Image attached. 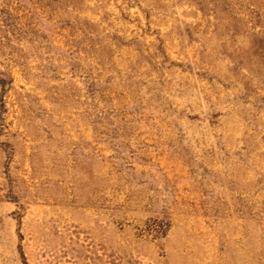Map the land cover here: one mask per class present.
Listing matches in <instances>:
<instances>
[{
  "label": "rangeland",
  "instance_id": "rangeland-1",
  "mask_svg": "<svg viewBox=\"0 0 264 264\" xmlns=\"http://www.w3.org/2000/svg\"><path fill=\"white\" fill-rule=\"evenodd\" d=\"M0 264H264V0H0Z\"/></svg>",
  "mask_w": 264,
  "mask_h": 264
}]
</instances>
